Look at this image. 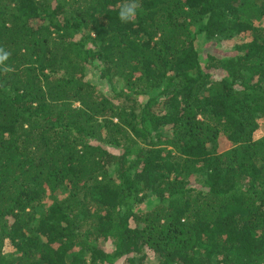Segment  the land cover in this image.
<instances>
[{"label":"trees","instance_id":"trees-1","mask_svg":"<svg viewBox=\"0 0 264 264\" xmlns=\"http://www.w3.org/2000/svg\"><path fill=\"white\" fill-rule=\"evenodd\" d=\"M140 2L0 0V264H264V0Z\"/></svg>","mask_w":264,"mask_h":264},{"label":"clouds","instance_id":"clouds-1","mask_svg":"<svg viewBox=\"0 0 264 264\" xmlns=\"http://www.w3.org/2000/svg\"><path fill=\"white\" fill-rule=\"evenodd\" d=\"M141 9L140 0H122L119 5L118 19L123 24L134 23Z\"/></svg>","mask_w":264,"mask_h":264},{"label":"rangeland","instance_id":"rangeland-1","mask_svg":"<svg viewBox=\"0 0 264 264\" xmlns=\"http://www.w3.org/2000/svg\"><path fill=\"white\" fill-rule=\"evenodd\" d=\"M89 77L90 79H92L94 81V83L98 84V85H101V87H103V89L107 91V87L105 86L104 82H102L100 79H99V69L91 66L89 68ZM143 100V99H142ZM264 135V122L263 124L261 125L258 133H257V136L258 137H261ZM230 146L229 142L227 140H222L221 142V149L222 150H225V149H228ZM9 247H5V249L7 250ZM5 250V251H6Z\"/></svg>","mask_w":264,"mask_h":264}]
</instances>
